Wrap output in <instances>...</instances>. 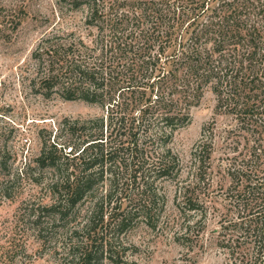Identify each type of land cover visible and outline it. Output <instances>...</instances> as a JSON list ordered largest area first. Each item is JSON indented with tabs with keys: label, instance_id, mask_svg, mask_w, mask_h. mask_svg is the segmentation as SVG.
<instances>
[{
	"label": "trees",
	"instance_id": "obj_1",
	"mask_svg": "<svg viewBox=\"0 0 264 264\" xmlns=\"http://www.w3.org/2000/svg\"><path fill=\"white\" fill-rule=\"evenodd\" d=\"M55 12L65 23L68 13L83 19L42 37L24 80L45 99L85 101L101 114L43 129L38 155L15 172L17 155L0 129V194L12 198L29 182L51 201H29L16 224L37 250L14 242L8 253L49 256L54 264H128L130 235L160 225L162 186L181 171L170 144L205 94L241 129L262 126L264 0H56ZM21 22L0 23V36L10 39ZM212 148L201 141L194 152L188 210L205 209ZM241 173L233 176L248 212L237 205L241 219L225 226L222 244L240 264H264V183Z\"/></svg>",
	"mask_w": 264,
	"mask_h": 264
},
{
	"label": "rangeland",
	"instance_id": "obj_2",
	"mask_svg": "<svg viewBox=\"0 0 264 264\" xmlns=\"http://www.w3.org/2000/svg\"><path fill=\"white\" fill-rule=\"evenodd\" d=\"M55 8L56 0H0L1 26L14 18L22 19L15 33L8 32L10 39L0 36V129L7 132L5 137L17 155L13 172L38 155V133L43 129L52 130L65 118L87 119L101 114L99 107L85 101H67L57 96L45 99L34 94L24 80L25 72L31 68L32 52L46 33L81 24L82 13H68L65 23L57 17ZM216 103V96L208 91L193 108L191 123L175 133L170 147L180 161L179 178L162 186L166 207L158 229L140 226L130 235L128 264H240L222 244L230 233L223 229L230 222L240 221L237 205L248 212L244 210L245 201L238 199L242 184L236 182L237 173L244 171V179L264 183V119L258 130H243V124L233 114L216 113ZM201 141L213 145L209 170L212 179L198 187H202L200 201L205 203V209L188 210L185 198L194 190L185 188L198 170L193 155ZM11 193L12 198L0 194V264H54L49 256L31 259L8 253L15 243L22 242L29 245L30 254L37 250L32 237L17 233L16 224L21 207L29 201L43 205L51 202L41 187L29 182ZM237 247L240 248L238 244Z\"/></svg>",
	"mask_w": 264,
	"mask_h": 264
}]
</instances>
